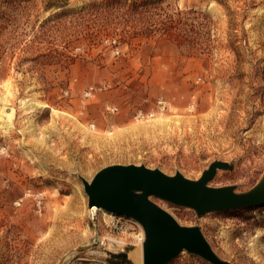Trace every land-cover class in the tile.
Masks as SVG:
<instances>
[{"label":"rangeland","instance_id":"374dc122","mask_svg":"<svg viewBox=\"0 0 264 264\" xmlns=\"http://www.w3.org/2000/svg\"><path fill=\"white\" fill-rule=\"evenodd\" d=\"M3 105L0 264H134L143 227L93 214L81 178L134 163L197 179L223 160L209 185L254 186L264 0H0ZM150 198L220 258L264 264V203L198 214ZM166 264L212 263L183 250Z\"/></svg>","mask_w":264,"mask_h":264},{"label":"water","instance_id":"95a60500","mask_svg":"<svg viewBox=\"0 0 264 264\" xmlns=\"http://www.w3.org/2000/svg\"><path fill=\"white\" fill-rule=\"evenodd\" d=\"M223 160L212 161L197 179L176 171L167 174L144 164H111L90 181L82 179L88 206L96 205L138 221L144 230V264H166L181 251L197 254L212 264H231L220 258L197 225H183L150 197L187 206L198 214L258 206L264 203V175L244 192L235 185L211 186L218 169H230Z\"/></svg>","mask_w":264,"mask_h":264},{"label":"bare ground","instance_id":"6f19581e","mask_svg":"<svg viewBox=\"0 0 264 264\" xmlns=\"http://www.w3.org/2000/svg\"><path fill=\"white\" fill-rule=\"evenodd\" d=\"M77 91V89H76ZM76 94V92H75ZM72 97V96H71ZM79 108V107H78ZM84 109V108H83ZM74 111V110H72ZM74 113V112H73ZM13 115L12 107H6L5 105L1 106L0 108V120L3 124L7 125L8 122L10 123V119ZM76 115V114H75ZM69 164V163H68ZM66 166V165H65ZM20 186V185H19ZM15 188V187H14ZM18 188V186H17ZM14 192V191H13ZM15 193V192H14ZM88 196V195H87ZM89 210L95 214L98 210H103L106 214L113 215L115 214L112 211L104 210L101 207H98L96 205L89 206ZM142 226V225H141ZM145 235L140 238L139 245L130 251V256L132 257L134 264H144V258H143V242H144ZM91 252L97 253L99 255H102V251L99 250H92ZM182 252V251H181Z\"/></svg>","mask_w":264,"mask_h":264},{"label":"built area","instance_id":"2783aa9c","mask_svg":"<svg viewBox=\"0 0 264 264\" xmlns=\"http://www.w3.org/2000/svg\"><path fill=\"white\" fill-rule=\"evenodd\" d=\"M4 147H0V154H2L4 152Z\"/></svg>","mask_w":264,"mask_h":264},{"label":"trees","instance_id":"16d2710c","mask_svg":"<svg viewBox=\"0 0 264 264\" xmlns=\"http://www.w3.org/2000/svg\"><path fill=\"white\" fill-rule=\"evenodd\" d=\"M119 257H120V255H119Z\"/></svg>","mask_w":264,"mask_h":264}]
</instances>
